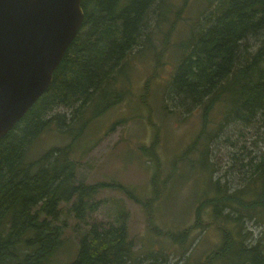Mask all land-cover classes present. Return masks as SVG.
Here are the masks:
<instances>
[{
	"label": "trees",
	"instance_id": "16d2710c",
	"mask_svg": "<svg viewBox=\"0 0 264 264\" xmlns=\"http://www.w3.org/2000/svg\"><path fill=\"white\" fill-rule=\"evenodd\" d=\"M162 1L167 0L82 1V27L55 69L52 83L0 139V264H55L53 258L63 246L69 225L62 217L87 223L89 213L100 208L97 195L112 187L144 205L152 233L180 242L187 239L188 229L163 231L156 223L153 207L171 176L161 178L157 169L152 177L153 196L143 200L119 182L86 183L78 177L73 158L74 144L89 124L129 97L131 90L122 75L129 67L128 58L143 42L150 11ZM216 2L214 7L210 2L206 27L193 29L182 46L170 85L187 113L197 106L202 110L201 129L184 154L203 140L201 154L206 160L202 163H208V143L216 135L211 113L217 106L226 124L240 123L256 132L264 127V0ZM250 38L258 46L248 55ZM49 129L67 136L69 142L30 159L31 145ZM159 136L142 149L157 156ZM250 151L243 145L239 149L242 155ZM240 163L239 169L249 168L243 187L232 189L229 182L211 179L206 172L209 185L201 194L196 223L208 210L222 241L196 264H264V228L260 242L244 245L253 231L245 232L248 217L264 227V152L247 164ZM116 212L114 221H93L87 230L75 224L79 249L64 264H135L129 214L121 206Z\"/></svg>",
	"mask_w": 264,
	"mask_h": 264
},
{
	"label": "rangeland",
	"instance_id": "374dc122",
	"mask_svg": "<svg viewBox=\"0 0 264 264\" xmlns=\"http://www.w3.org/2000/svg\"><path fill=\"white\" fill-rule=\"evenodd\" d=\"M210 2L212 7L217 3L216 0H167L160 7L153 6L141 34L143 42L128 58L129 67L122 75L131 90L129 97L89 124L74 144L73 154L78 177L86 183L119 182L143 200L153 196L152 177L157 169L162 172L161 178L171 176L161 200L153 207L156 223L163 231L181 233L188 229L187 239L180 242L169 235L152 233L144 205L112 187L97 195L100 208L89 213L87 223L78 222L73 216L62 217L69 225L63 246L53 258L55 264L67 263L76 256L79 233L73 228L75 224L87 230L93 221H114L119 206L129 214L128 232L135 243V264H188V261L196 264L212 246L222 241L217 228L211 224L208 210L201 214L202 222L196 223L195 212L201 194L209 185V175L211 179L214 176L221 182H229L232 189L244 186L249 168L239 169L240 162H249L264 152V127L256 132L240 123L226 124L217 106L211 113L216 135L208 143V163H202L206 160L201 154L203 140L184 155L201 129L202 110L197 106L187 113L180 96L175 95L170 85L190 32L206 27V16L212 8ZM250 39L248 55L258 46L256 39ZM248 55L245 54L244 60ZM157 133L160 135L157 156H152L142 147L148 148ZM68 142L69 138L56 129L44 131L31 145L29 158ZM242 145L247 151L251 149V154L242 155L239 152ZM236 156L244 159L237 161ZM245 225L246 234L253 230L244 243L251 247L260 242L264 227L250 217Z\"/></svg>",
	"mask_w": 264,
	"mask_h": 264
},
{
	"label": "water",
	"instance_id": "95a60500",
	"mask_svg": "<svg viewBox=\"0 0 264 264\" xmlns=\"http://www.w3.org/2000/svg\"><path fill=\"white\" fill-rule=\"evenodd\" d=\"M83 0H0V139L43 95L80 31Z\"/></svg>",
	"mask_w": 264,
	"mask_h": 264
}]
</instances>
